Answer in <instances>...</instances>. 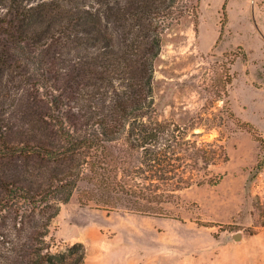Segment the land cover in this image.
Wrapping results in <instances>:
<instances>
[{"label":"rangeland","instance_id":"rangeland-1","mask_svg":"<svg viewBox=\"0 0 264 264\" xmlns=\"http://www.w3.org/2000/svg\"><path fill=\"white\" fill-rule=\"evenodd\" d=\"M12 65L11 76L0 73V141L32 146L31 131L49 105L26 85L12 88L32 70ZM152 95L160 121L187 129V139L220 146L218 159L199 162L193 185L162 205L164 216L82 207L75 191L49 221L42 248L67 254L75 246L70 259L83 253L81 264H264V166L256 167L264 161L257 141H264V0H200L196 31L192 17L183 16L163 35ZM55 167L33 158L0 159V264L32 262L30 254L10 249L36 245L40 237L32 231H44L55 194L49 188L34 208L10 199L19 189L47 190Z\"/></svg>","mask_w":264,"mask_h":264},{"label":"trees","instance_id":"trees-1","mask_svg":"<svg viewBox=\"0 0 264 264\" xmlns=\"http://www.w3.org/2000/svg\"><path fill=\"white\" fill-rule=\"evenodd\" d=\"M199 4L200 0H0V73L11 76L12 63L24 69L32 66L12 88L26 85L41 93L50 111L31 131L32 146L0 141V159L33 158L54 164L58 174L47 190L19 189L11 199L4 185L11 201L22 199L33 208L49 188L57 201L41 226L44 231H32L40 237L32 239L36 245H17L12 253L30 254L29 264H81L83 253L70 259L75 246L67 254H52L41 246L49 221L75 191L82 207L164 216L162 205L193 185L199 162L209 165L218 159L220 146L187 139V129L160 121L153 106V66L162 37L183 16L192 17L196 31ZM240 124L253 131L249 124ZM263 166L264 161L257 163V170Z\"/></svg>","mask_w":264,"mask_h":264},{"label":"water","instance_id":"water-1","mask_svg":"<svg viewBox=\"0 0 264 264\" xmlns=\"http://www.w3.org/2000/svg\"><path fill=\"white\" fill-rule=\"evenodd\" d=\"M240 238H241V235L239 233H237L233 236V239L236 241H238Z\"/></svg>","mask_w":264,"mask_h":264}]
</instances>
